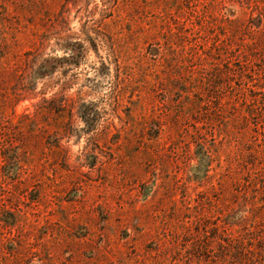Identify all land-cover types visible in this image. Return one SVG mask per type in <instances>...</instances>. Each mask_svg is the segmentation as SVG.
Returning a JSON list of instances; mask_svg holds the SVG:
<instances>
[{
  "label": "rangeland",
  "instance_id": "1",
  "mask_svg": "<svg viewBox=\"0 0 264 264\" xmlns=\"http://www.w3.org/2000/svg\"><path fill=\"white\" fill-rule=\"evenodd\" d=\"M223 240L264 242V0H0V264Z\"/></svg>",
  "mask_w": 264,
  "mask_h": 264
},
{
  "label": "trees",
  "instance_id": "2",
  "mask_svg": "<svg viewBox=\"0 0 264 264\" xmlns=\"http://www.w3.org/2000/svg\"><path fill=\"white\" fill-rule=\"evenodd\" d=\"M223 241L217 243L219 255L205 257V264H264V242Z\"/></svg>",
  "mask_w": 264,
  "mask_h": 264
}]
</instances>
